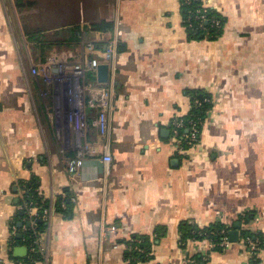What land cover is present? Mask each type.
I'll use <instances>...</instances> for the list:
<instances>
[{"label": "crops", "instance_id": "obj_1", "mask_svg": "<svg viewBox=\"0 0 264 264\" xmlns=\"http://www.w3.org/2000/svg\"><path fill=\"white\" fill-rule=\"evenodd\" d=\"M204 2L223 20L208 40L188 37L180 0H0V264H27V223L10 222L33 177L50 216L31 264H264V248L243 246L245 232L264 236V0ZM116 29L106 165L91 124L78 155L60 72L86 55L81 34L101 46ZM197 96L200 139L177 151L170 122ZM183 223L238 240L184 239ZM142 235L151 256L133 263L126 244Z\"/></svg>", "mask_w": 264, "mask_h": 264}, {"label": "built area", "instance_id": "obj_2", "mask_svg": "<svg viewBox=\"0 0 264 264\" xmlns=\"http://www.w3.org/2000/svg\"><path fill=\"white\" fill-rule=\"evenodd\" d=\"M189 2V0H180V3ZM207 5L204 0H201L200 7L196 9L193 15L197 21V27H201L202 20L208 18L206 16ZM192 14L187 16L188 25L193 27L194 24L191 21ZM211 23L219 28L220 20L211 16ZM183 21V19H182ZM115 35L107 39L106 42L98 46L83 38V34L80 35L82 42L84 43V51L86 55L83 59L74 62L71 65V74L64 75L60 72L61 79L68 83L65 100H68V118L71 122L73 129L76 134L77 146L81 148L79 156H83L85 152H90V146L84 141V135L89 124L94 126L100 137L103 140L102 144V160L106 165H109L112 156L110 153V142H109V113L113 110V77L115 68V54L117 51L118 38L121 36L122 31L116 29L114 31ZM101 63H107L109 65V79L105 83H100L96 79V68ZM36 68H32V73H36ZM95 74L94 79H90L88 74ZM208 102L207 99L194 101L193 107L201 108L203 104ZM87 108H93L95 110V116L91 123L87 122L86 112ZM192 110V109H191ZM190 112L186 116H179L174 118L170 122V140L176 147L177 151H182L186 147H190L196 144L200 139V129L203 122V118L200 116L199 112ZM23 194L20 195V198ZM20 209L26 210V215L23 217L22 222H26L30 229L33 230L34 238L31 244H28L30 252H39L42 256L43 249L40 245L39 232L36 230V220L41 219L47 221L50 216L49 206L43 208L39 211L38 206L32 202H24L19 205ZM114 226L110 227V230H114ZM12 232L15 231V227L12 226ZM26 228L23 227L25 232ZM227 230L222 229L219 231L221 234L220 240L214 242L216 245H224L228 243ZM204 232L197 230L198 235H202ZM37 235V236H36ZM30 236V235H29ZM31 237V236H30ZM134 240V239H133ZM136 244H126L129 249H138L137 243L140 240L135 239ZM117 244H114L116 247ZM243 246L247 248L249 253L255 258L258 252L264 248V236L259 235H247L243 239ZM142 251V249H138Z\"/></svg>", "mask_w": 264, "mask_h": 264}, {"label": "trees", "instance_id": "obj_3", "mask_svg": "<svg viewBox=\"0 0 264 264\" xmlns=\"http://www.w3.org/2000/svg\"><path fill=\"white\" fill-rule=\"evenodd\" d=\"M200 3L201 0H189V2H182L181 3V12H182V19H183V24L185 26V29L188 33V37L189 38H193V39H203V38H207V39H213L214 37H216L219 32L222 29L223 26V20L222 17L216 12L214 11L212 8L208 7L205 11L206 16L208 18H206V20H202L201 23V27H197V21L198 19H195V17L193 16L195 14V11L197 8L200 7ZM192 14L191 17V21L193 22L194 26L191 27L188 25V21L187 16ZM211 16H214L215 18H218L220 20V27L216 28L212 23H211ZM112 26L111 23L106 22V21H100L97 23H93L91 24V28L93 29H108ZM73 29H78L77 26H73ZM88 77L90 79H94L95 78V74H88ZM195 99H199V96L195 97ZM194 99V100H195ZM208 103L205 102L203 104V107L198 108V107H193L191 112H199L200 116L202 118H204L205 114H206V109L208 107ZM194 106V104H193ZM21 184V183H20ZM37 185L38 182L37 180L33 177L28 181H24L23 182V197L18 198V205H22L24 202H32L35 203L38 206L39 211H41L43 208H46L49 206V200L48 199H44L42 198L38 192H37ZM19 187V186H17ZM18 188H16L17 190ZM18 192V190H17ZM66 201L64 198H62L58 203H57V210L59 211H66ZM26 215V210L25 209H19L18 213L16 214L15 218H13L10 222V224L14 227H16V221L18 219L22 220L23 217H25ZM251 218L247 217L246 221H250ZM26 223V222H24ZM37 226H36V230L37 232H41L44 229L45 226V221L41 220V219H37L36 220ZM26 231L23 232V238L25 239V242L27 244H31L32 239L34 238V234H33V230L30 229L29 225L27 224V226H25ZM197 229L192 225L189 224H181L180 225V231H181V237L182 238H208L211 239L212 241L216 242L220 240L221 234H219V231L222 230V226H218V225H213L212 227H210L209 229L206 230H200L202 232H204L202 235H198L197 234ZM31 237H30V236ZM244 235H255L249 232H245ZM37 236V235H36ZM16 242H21L20 239H16L14 238ZM140 240L137 243V247L138 249H142V251H139L138 249H129L128 253L126 254V257H129L133 263L137 262V261H145L147 259L150 258L151 254V242L148 238V236H138L135 237L134 240L130 241V244H136V241ZM41 254L39 252H29L28 256L26 258V263L27 264H31L32 262L39 260L41 258Z\"/></svg>", "mask_w": 264, "mask_h": 264}, {"label": "water", "instance_id": "obj_4", "mask_svg": "<svg viewBox=\"0 0 264 264\" xmlns=\"http://www.w3.org/2000/svg\"><path fill=\"white\" fill-rule=\"evenodd\" d=\"M96 79L100 83H105L108 81V79H109V65L107 63H101L97 66V68H96ZM20 225H21V223L18 222V226H20ZM228 234H229V239L231 241H237L238 240V230L237 229L230 230L228 232ZM16 236L21 237V234L17 233ZM22 247H23V249H26L25 246H22Z\"/></svg>", "mask_w": 264, "mask_h": 264}, {"label": "rangeland", "instance_id": "obj_5", "mask_svg": "<svg viewBox=\"0 0 264 264\" xmlns=\"http://www.w3.org/2000/svg\"><path fill=\"white\" fill-rule=\"evenodd\" d=\"M205 39H207V38H205ZM43 76H44V80L46 82H48V81L50 82L51 81L50 75H49V73L47 71H44Z\"/></svg>", "mask_w": 264, "mask_h": 264}]
</instances>
